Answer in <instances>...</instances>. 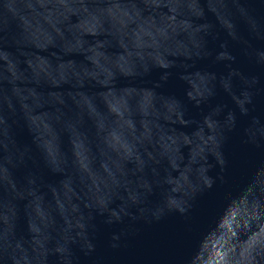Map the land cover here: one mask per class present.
Instances as JSON below:
<instances>
[{
    "label": "clouds",
    "instance_id": "1",
    "mask_svg": "<svg viewBox=\"0 0 264 264\" xmlns=\"http://www.w3.org/2000/svg\"><path fill=\"white\" fill-rule=\"evenodd\" d=\"M143 4L0 0V264H79L77 248L85 254L95 249L83 209L67 192L60 195L68 175L84 185L85 208L121 220L157 201L153 215L160 219L184 212L182 205L211 185L205 164L238 131L237 110L249 117L239 130L242 142L264 151V121L249 107L256 81H264L260 7H249L251 0ZM72 13L78 23L70 22ZM212 33L228 51L238 47L251 68L233 67L232 54L225 60L232 71L223 76L192 67ZM174 59L188 65L186 98L146 95L153 72L180 68ZM220 89L234 104L226 115L227 105L212 104ZM30 96L43 97L50 112L40 115ZM188 102L208 110L191 133L178 132L171 126L189 123ZM49 189L66 225L55 208H45ZM114 200L123 202L119 211L110 207ZM249 216L264 217V186L247 199L225 202L208 238L209 248L224 241L225 251L212 264H264V239L239 257L231 247ZM112 239L118 247L119 235Z\"/></svg>",
    "mask_w": 264,
    "mask_h": 264
},
{
    "label": "water",
    "instance_id": "2",
    "mask_svg": "<svg viewBox=\"0 0 264 264\" xmlns=\"http://www.w3.org/2000/svg\"><path fill=\"white\" fill-rule=\"evenodd\" d=\"M118 2L127 7L133 4L137 8L145 7L143 0H118ZM251 2L255 4L249 7H260L264 12V4H260V0H251ZM69 19L75 24L80 18L72 13ZM229 51L228 44L221 41L217 33H212L206 38L202 55L192 67L198 71L223 76L232 71L225 62L232 54L236 56V60L232 62L233 67L241 70L251 68L238 47L230 45ZM59 55V52L55 53V57L58 58ZM42 59L47 60L48 57ZM171 63L180 68L153 72L147 81L146 95L149 97L153 94L166 97L176 95L186 98L187 85L184 77L188 73L183 68H187L188 65H185L182 59L179 61L174 59ZM192 70L194 69H188V71ZM256 83L253 103L249 107L252 109L251 115L259 116L264 121V81L257 80ZM30 100L40 115L50 112V105L43 97L30 96ZM212 104L221 109L224 105L228 106L224 108L222 115H226L229 108L234 107L231 98L222 89L212 98ZM207 110L206 105L195 106L194 102H188L185 107V119H188L189 123L171 127H175L178 132L191 133L197 127L202 111ZM248 120L249 117L240 116L237 110L238 131L229 134V138L220 145L219 155H210L205 164L207 174L212 179L211 185H203L194 199L183 204L186 209L184 212L175 209L165 212L160 219H156L153 213L158 202L153 201L147 205L142 215L138 209L133 208L132 215L117 220L111 216L110 211L101 212L95 208H85L84 185L71 175L66 176L60 184V195L63 197L67 192L73 203L83 209L92 243L95 245V249L88 254L77 248L79 264H212V260L218 261L225 251L219 244L224 241L214 242L209 248L208 238L213 234L217 217L225 202L247 199L251 192L264 186V151L244 144L239 134V130ZM164 126L169 127V125ZM185 153L190 159L189 148L185 149ZM94 167L98 165L94 164ZM43 199L46 202V210L49 207L55 208L57 221L66 225L67 221L59 213L52 189L43 194ZM122 203L121 200H114L110 207L119 211ZM246 222L248 227L238 232L231 240V247L237 257L257 240L264 239V217L258 220L249 216L246 217ZM113 234L119 235V240L115 241L118 244L116 248L112 247Z\"/></svg>",
    "mask_w": 264,
    "mask_h": 264
}]
</instances>
